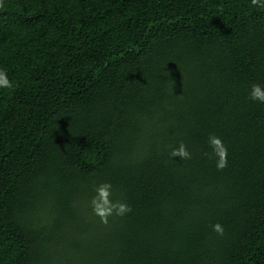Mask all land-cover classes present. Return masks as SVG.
<instances>
[{
	"label": "trees",
	"instance_id": "obj_1",
	"mask_svg": "<svg viewBox=\"0 0 264 264\" xmlns=\"http://www.w3.org/2000/svg\"><path fill=\"white\" fill-rule=\"evenodd\" d=\"M0 3V264H264V8Z\"/></svg>",
	"mask_w": 264,
	"mask_h": 264
},
{
	"label": "clouds",
	"instance_id": "obj_2",
	"mask_svg": "<svg viewBox=\"0 0 264 264\" xmlns=\"http://www.w3.org/2000/svg\"><path fill=\"white\" fill-rule=\"evenodd\" d=\"M251 4L254 6H259L264 8V4L260 3V0H251ZM0 6H3L0 3ZM0 87L2 88H12V82L7 78L6 72L0 70ZM249 99L254 102H259L264 104V89L259 84H252L251 89L249 92ZM209 145L212 148V154L217 158L216 159V168L218 170H223L227 167V148L224 145L223 141L217 136H210L209 137ZM170 155L172 157H179V159H190L191 154L187 150V146L180 143L178 148H174ZM111 189L110 183H103L97 191L99 192L100 199L102 200L101 203H97L96 199H93V211L96 215L100 217L102 223L107 224L108 216L113 214V210L115 209V214L123 216L127 212L131 211V208L126 203L117 202L113 204L109 199V195ZM213 230L216 231L218 234H223V227L220 224H214Z\"/></svg>",
	"mask_w": 264,
	"mask_h": 264
}]
</instances>
